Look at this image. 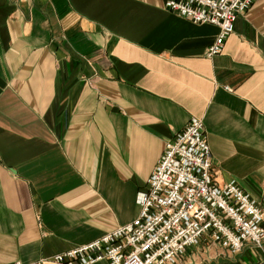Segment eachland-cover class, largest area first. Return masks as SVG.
I'll list each match as a JSON object with an SVG mask.
<instances>
[{
	"label": "crops",
	"instance_id": "1",
	"mask_svg": "<svg viewBox=\"0 0 264 264\" xmlns=\"http://www.w3.org/2000/svg\"><path fill=\"white\" fill-rule=\"evenodd\" d=\"M166 1L0 0V264H56L131 223L191 118L216 183L264 208V0L212 57L219 28ZM177 264H264V241L200 244Z\"/></svg>",
	"mask_w": 264,
	"mask_h": 264
},
{
	"label": "built area",
	"instance_id": "2",
	"mask_svg": "<svg viewBox=\"0 0 264 264\" xmlns=\"http://www.w3.org/2000/svg\"><path fill=\"white\" fill-rule=\"evenodd\" d=\"M256 0H167L169 13L194 24L219 28L206 56L219 54L235 22ZM139 214L131 223L51 257L56 264H177L200 244L239 252L261 247L264 208L235 181L216 183L203 122L191 118L165 143L164 151L137 195ZM11 264H23L15 262ZM28 264H42V261Z\"/></svg>",
	"mask_w": 264,
	"mask_h": 264
}]
</instances>
